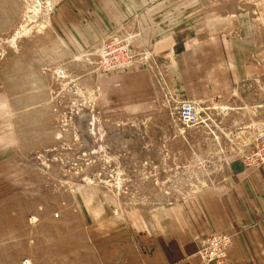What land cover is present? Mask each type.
<instances>
[{
    "label": "rangeland",
    "instance_id": "rangeland-1",
    "mask_svg": "<svg viewBox=\"0 0 264 264\" xmlns=\"http://www.w3.org/2000/svg\"><path fill=\"white\" fill-rule=\"evenodd\" d=\"M27 16L37 18L13 40ZM109 36L132 59L105 72L96 52ZM184 101L199 110L192 126L178 119ZM261 143L264 0H0V245L11 264H98L101 247Z\"/></svg>",
    "mask_w": 264,
    "mask_h": 264
},
{
    "label": "crops",
    "instance_id": "crops-1",
    "mask_svg": "<svg viewBox=\"0 0 264 264\" xmlns=\"http://www.w3.org/2000/svg\"><path fill=\"white\" fill-rule=\"evenodd\" d=\"M74 23L63 22L68 30ZM74 26L87 44L89 32ZM224 162V173L199 193L169 200L149 214L142 232L101 247L98 264H194L200 239L211 232L232 236L223 264H264V164L247 166L236 152ZM11 252V245H0V264H11Z\"/></svg>",
    "mask_w": 264,
    "mask_h": 264
},
{
    "label": "built area",
    "instance_id": "built-area-1",
    "mask_svg": "<svg viewBox=\"0 0 264 264\" xmlns=\"http://www.w3.org/2000/svg\"><path fill=\"white\" fill-rule=\"evenodd\" d=\"M96 53L99 68L105 72L125 67L132 59L128 50V43L118 36L105 38ZM178 119L186 126L196 124L201 119L197 104L187 101L181 102L178 108ZM259 146L242 153L246 164H257L264 160V143ZM231 243L232 236L227 233L216 232L203 236L196 251L197 259L194 264L225 263Z\"/></svg>",
    "mask_w": 264,
    "mask_h": 264
},
{
    "label": "bare ground",
    "instance_id": "bare-ground-1",
    "mask_svg": "<svg viewBox=\"0 0 264 264\" xmlns=\"http://www.w3.org/2000/svg\"><path fill=\"white\" fill-rule=\"evenodd\" d=\"M50 1H52V0H49V3H50ZM35 18H37V17L34 16V18H33L32 16L31 17L27 16V18L24 20V22L22 24H20L19 30L16 32V34L13 35L12 39L14 40L18 33L26 30L28 28V26H30V24H32V21Z\"/></svg>",
    "mask_w": 264,
    "mask_h": 264
}]
</instances>
